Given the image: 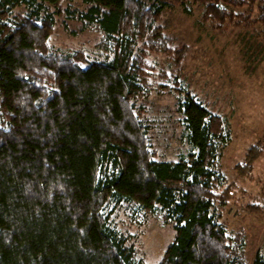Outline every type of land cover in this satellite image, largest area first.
Here are the masks:
<instances>
[{
    "label": "trees",
    "instance_id": "trees-1",
    "mask_svg": "<svg viewBox=\"0 0 264 264\" xmlns=\"http://www.w3.org/2000/svg\"><path fill=\"white\" fill-rule=\"evenodd\" d=\"M75 2L85 10L67 9L68 19L99 28L102 60L49 44L60 8ZM172 3L0 0V264H144L115 223L123 209L172 226L159 264H245V234L221 222L230 122L185 86L189 49L162 24ZM198 3L217 29L238 18L264 26V0ZM146 51L173 59L179 73L162 72L159 83ZM165 93L178 99L177 162L157 158L147 120L151 99ZM260 156L250 150L238 174L250 175Z\"/></svg>",
    "mask_w": 264,
    "mask_h": 264
},
{
    "label": "rangeland",
    "instance_id": "rangeland-1",
    "mask_svg": "<svg viewBox=\"0 0 264 264\" xmlns=\"http://www.w3.org/2000/svg\"><path fill=\"white\" fill-rule=\"evenodd\" d=\"M171 6L165 10L162 24L175 42L189 49L182 69L185 86L212 113L226 116L230 122L231 142L221 150L219 165L227 177L225 190L231 200L221 209V222L229 234H245L244 263L254 264L255 255L264 253V26H248L238 18L217 29L215 24L204 21V8L198 0H176ZM223 7L236 12L227 5ZM67 9L83 11L85 7L80 2L62 5L50 38L51 48L91 61L105 58L98 51L103 41L99 28L68 19L71 15ZM144 58L159 83L162 72L171 74L177 70L175 61L162 54L146 51ZM177 101L176 94L165 93L156 94L148 104L147 120L159 160L177 162L185 150L180 141ZM254 147L261 150V156L251 174L241 177L237 168L246 163ZM115 223L132 236L144 264H159L175 239L172 226L164 222L161 214L135 217L123 209Z\"/></svg>",
    "mask_w": 264,
    "mask_h": 264
}]
</instances>
